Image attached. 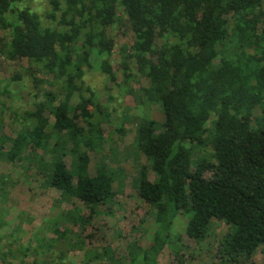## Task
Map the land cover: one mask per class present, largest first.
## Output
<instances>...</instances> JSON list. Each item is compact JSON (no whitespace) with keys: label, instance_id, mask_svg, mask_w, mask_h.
<instances>
[{"label":"trees","instance_id":"obj_1","mask_svg":"<svg viewBox=\"0 0 264 264\" xmlns=\"http://www.w3.org/2000/svg\"><path fill=\"white\" fill-rule=\"evenodd\" d=\"M23 1L0 0V59H27L28 67L12 78L28 79L34 90L59 86L64 99L52 90L38 91L23 113L17 104L5 110L2 98L10 94L2 87L0 64V107L21 117L14 137L1 128L0 163H43L46 184L61 192L56 204L77 200L92 212L113 198L123 170L112 169L105 146L97 143L100 121L87 108L94 91L84 77L93 70L117 80L108 30L125 20L135 39L133 52L120 51L118 86L142 110L131 133L149 168L143 166L131 184L149 205L152 235L146 245L130 243L121 264H159L182 217L186 233L197 241L211 235L213 219L230 224L213 257L218 264L248 263L264 252V0H48L46 17L56 26L20 7ZM137 77L148 85L135 88ZM155 104L162 121L150 113ZM117 130L127 133L123 125ZM89 148L102 156L92 174ZM67 153L74 154L71 167ZM97 212L86 217L76 206L68 215L45 217L32 231L33 240L17 237L18 227L4 236L0 230V264H66L64 247H74L66 237L80 244L84 239L60 222L87 230ZM7 215L0 206V225L8 224ZM47 228L59 237L43 236ZM49 240L56 247L63 243L58 261ZM104 257L113 263L115 253L110 247L102 255L88 252L82 264Z\"/></svg>","mask_w":264,"mask_h":264},{"label":"rangeland","instance_id":"obj_2","mask_svg":"<svg viewBox=\"0 0 264 264\" xmlns=\"http://www.w3.org/2000/svg\"><path fill=\"white\" fill-rule=\"evenodd\" d=\"M20 7H29L33 11L38 12L45 24L53 26L58 24L57 21L53 22L46 17V13L51 9L48 0H24ZM119 13L123 15L121 10ZM108 32L115 41L114 47L110 49V68L116 74L117 80H111L109 75L93 70L87 73L84 80L94 91L93 96H91L92 102L89 103L87 108L92 112L94 111L97 120L100 121L97 123L100 132L95 129L96 135L93 132V128L91 130L90 127H87V129L93 132L96 139H101L97 143L105 146L106 151L103 152L106 155L105 160L110 163L112 169L116 171L117 168H121L123 170L124 177L120 182L116 183L113 198L106 203L96 205L92 212L88 206L77 200L74 204H71L68 199L56 204V201L61 199V192L46 184V173L40 169V165L43 163L36 165L27 162L25 166L18 162L16 164L0 163V182L3 183L0 185V193L4 194V196L0 194V206L8 214V224L5 222V224L0 225L3 236L18 227L22 230L16 229L17 237L33 240L34 232L32 231L37 227H42V221L45 217H55L58 212L68 215L76 206H78V210L82 215L88 217L93 213L94 209H98L87 230L70 220L64 223L60 222V227L65 225L69 230L78 231L79 235L84 239V242L80 244L77 242L79 240L70 237L68 234L69 236L66 239L74 247H69V249L64 247V249H67L65 254L66 264H82L86 260L88 252L95 251L96 254L102 255L104 249L108 247L115 253L114 262L110 263L108 257H104V259L96 261L95 264H121L124 262L130 243L139 242L146 245L152 235L149 229L151 219L149 205L139 197L137 190L131 184V177L136 176L143 166L147 167V169L149 168L146 156L141 152H137V148L133 145V134L131 133L133 131L132 127L135 125V117L141 115L142 110L138 105L136 106L134 100L129 96L126 97L120 86H118L122 81V74L119 70L120 51L123 47L127 48L128 51H132L135 37L125 20L123 23L110 27ZM0 64L2 66V80L6 81V86L2 87H6L10 94L2 98L5 110L17 104L23 106V109L20 110V113H23L24 109L32 106L38 91L44 94V92L52 90L60 99L63 98L59 86L45 85L41 90H34L31 87V83L27 81L28 79L19 82L12 78L15 72L22 71L25 67H28L27 59L8 60L6 57L1 56ZM134 81L133 86L137 89L141 86H147L149 83L148 79L142 77H137ZM3 108L0 107V132L1 128H3L6 134L14 137L16 135L15 131L21 128V122L18 120L21 117L15 118L16 116L12 111L4 113L5 110ZM149 110L153 118L160 121L163 120V112L159 105H152ZM255 115L258 116V113L256 112ZM49 116L53 122L55 118L51 115ZM84 122L81 120L79 124L85 126ZM121 125L127 130L124 135H121L117 130ZM208 127H212V121H209ZM103 140L105 141L101 144ZM33 153L34 155L37 154L36 152ZM88 153L91 161L90 172L92 174L95 171L98 159L102 156L92 150V148H89ZM112 153H115L113 159ZM65 161L71 167L74 161V154L67 153ZM209 174L207 173V175ZM150 176L153 179L151 171ZM65 198L68 197L66 196ZM185 221L183 217L177 220L174 227L175 231L171 236L172 241L160 255L159 264H218L217 258L213 257L215 251L220 248L223 241L229 236L230 224H227L223 219H213L214 225L211 235L203 241H197L186 233ZM65 229L63 228V230ZM44 235L50 239L59 237L49 232V228L44 231ZM176 240L180 241L179 243L182 247ZM49 243L54 244L52 252L55 251V258L58 261L60 252L62 253L60 249L63 250V243L60 240L57 247L56 243L50 240ZM33 245L35 244L33 243ZM0 246L4 247V243L0 242ZM171 246L173 249L170 248ZM31 260L32 258L29 261ZM241 264H264L263 250L257 251L248 263Z\"/></svg>","mask_w":264,"mask_h":264}]
</instances>
